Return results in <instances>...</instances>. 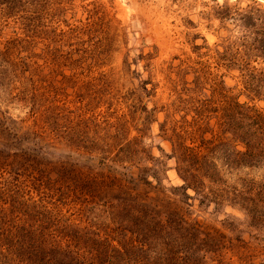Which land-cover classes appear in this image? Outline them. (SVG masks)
Here are the masks:
<instances>
[{
	"label": "rangeland",
	"instance_id": "1",
	"mask_svg": "<svg viewBox=\"0 0 264 264\" xmlns=\"http://www.w3.org/2000/svg\"><path fill=\"white\" fill-rule=\"evenodd\" d=\"M254 2L264 7V0H32L25 9L28 12L0 13V58L11 57L5 55L11 42L16 45L12 51L18 54L16 61L24 56L28 65L24 75L14 77L9 75L10 64L3 67L0 61V129L5 130L0 132V141L9 145L11 153L33 150L36 144L39 161L56 163L47 175V185L35 186L34 193L26 189L36 205L24 208L31 212L56 207L65 216L63 223L82 226L86 237L89 223L78 224L71 215L80 203L64 211L65 199L77 194L89 200L87 208H93V201L100 206L113 197L117 189L108 183L98 181L87 189L76 180L92 181L90 172L120 147L130 151L122 158L138 168L159 158L161 177L180 185L175 160L166 156L170 143L160 135L162 124L170 128L181 113L178 108L188 97L183 89L193 87L197 79L187 67L204 71L200 81L204 94L211 95L213 89L225 85L238 87L232 91L237 101L264 107V101H250L241 91L239 71L228 72L221 66L225 39L238 44L242 37L239 22L225 17L226 13L234 15ZM136 21L141 23L138 29L133 27ZM242 130L247 133L248 127ZM250 143L255 142L251 139ZM244 148L237 137L227 134L219 161L223 165L221 187L264 201V159L243 165L249 161L241 157ZM117 165L111 172L119 175ZM61 166L66 167L63 173ZM4 170L0 164V177ZM27 177L23 174L20 180ZM191 202L190 215L216 227L223 225L227 215L236 217L245 231L242 236L257 249L258 259L264 258V229L256 230L255 240V230L244 229L249 219L238 206L225 202L215 210ZM0 205L7 208L5 217L13 214L11 202L2 200ZM91 220L94 229L110 222H100L97 216Z\"/></svg>",
	"mask_w": 264,
	"mask_h": 264
},
{
	"label": "trees",
	"instance_id": "2",
	"mask_svg": "<svg viewBox=\"0 0 264 264\" xmlns=\"http://www.w3.org/2000/svg\"><path fill=\"white\" fill-rule=\"evenodd\" d=\"M31 3L32 0H0V13L28 12L25 9ZM225 17L239 22L242 37L238 44L225 39L221 66L228 72H240L241 91L250 101H264V7L256 2L234 15L228 11ZM15 46L9 42L5 55L11 57L0 61L3 67L4 63L12 67L9 75L21 77L28 65L24 56L16 61L18 54L12 55ZM186 70H192L197 79L193 87L183 89L188 97L182 102V109L178 108L181 113L170 128L165 122L162 124L160 135L170 143V154L166 156L175 160L174 169L181 184L171 185L167 177H161L159 158L138 168L128 158H122L130 151L120 147L112 158L103 157L99 169L90 172L92 181L85 177L76 180L79 187L87 189L98 181L108 183L117 189L113 197L100 206L93 201V208H87L85 201L89 200L77 194L70 193L65 199L64 211L70 210H65L66 206L80 203L71 215L78 224L89 223L86 237L82 226L65 225V216H60L56 207L31 212L24 208L25 204L36 205L26 189L34 193L35 186L47 185V175L54 171L56 163L39 161L36 144L33 150L11 153L7 151L9 145L0 141V164L5 169L0 177V184L4 182L0 191L11 192H0V203L5 200L13 205V214L7 217L3 214L7 208L0 205V264H264V258L259 260L256 255L257 249L242 236L245 231L236 217L227 215L219 228L193 218L189 212L191 201L215 210L225 202L236 205L249 219L244 229L255 230L257 239L256 230L264 229V201L225 192L221 187L223 165L219 161L227 134L232 139L237 137L245 147L241 157L249 161L243 165L251 166V161L264 159V107L237 101L232 91L238 87L225 85L220 90L213 89L211 95L204 94L200 82L204 71L192 66ZM245 127L247 133L242 130ZM248 137L254 140L253 145ZM116 164L121 169L119 175L111 172ZM229 165L226 162V168ZM105 166L107 170L101 171ZM59 169L63 173L66 167ZM23 174L29 177L20 180ZM96 216L100 222L109 219V224L94 229L91 218Z\"/></svg>",
	"mask_w": 264,
	"mask_h": 264
},
{
	"label": "water",
	"instance_id": "3",
	"mask_svg": "<svg viewBox=\"0 0 264 264\" xmlns=\"http://www.w3.org/2000/svg\"><path fill=\"white\" fill-rule=\"evenodd\" d=\"M133 27L134 29H138L139 27H141V23L136 21L133 23Z\"/></svg>",
	"mask_w": 264,
	"mask_h": 264
}]
</instances>
